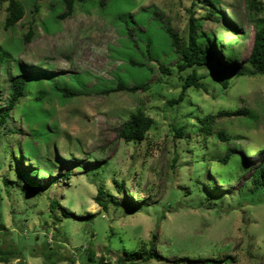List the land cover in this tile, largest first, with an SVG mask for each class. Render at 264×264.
<instances>
[{
    "label": "rangeland",
    "instance_id": "1",
    "mask_svg": "<svg viewBox=\"0 0 264 264\" xmlns=\"http://www.w3.org/2000/svg\"><path fill=\"white\" fill-rule=\"evenodd\" d=\"M19 1L26 15L6 30L8 2L0 0V45L12 54L0 66L1 80L44 74L28 80L38 89L19 101L1 128L0 264H52L43 257L47 250L54 264H89L88 251L117 264L124 248L145 245L149 251L151 243L158 257L134 264H264V191H255L252 182L264 160V75L232 76L224 89L223 78L202 68L207 92L191 88L183 103L173 105L187 72H178L182 55L170 52L164 31L185 40L191 15L199 19L219 5L224 21L203 20L199 30L224 35L226 45L232 41L245 65L256 24L264 20V0H76L65 19L63 0L39 1L36 13L38 0ZM227 21L242 33L226 31ZM131 60L147 63L150 71ZM161 65L171 74H163ZM52 81L76 97L50 101ZM119 81L147 88L107 92ZM39 90L45 91L42 100L34 94ZM8 100L0 88V108ZM222 109L254 116L216 117L212 135L192 132L199 124L195 116ZM138 111L153 119L154 128L142 143H126L119 133ZM40 120L48 124L46 133ZM181 124L189 143L175 137ZM221 131L228 141L218 138ZM37 145L41 153L30 161L27 153ZM228 151L233 157L225 165L220 159ZM27 168L52 170L50 178L33 180L43 187L39 194L21 177ZM100 189L109 196H99ZM52 202L59 204L53 212ZM55 243L61 245L57 252Z\"/></svg>",
    "mask_w": 264,
    "mask_h": 264
},
{
    "label": "trees",
    "instance_id": "2",
    "mask_svg": "<svg viewBox=\"0 0 264 264\" xmlns=\"http://www.w3.org/2000/svg\"><path fill=\"white\" fill-rule=\"evenodd\" d=\"M4 1V0H1ZM8 2L7 7V16L5 19L4 27L6 30L12 29L18 22H20L26 15V10L23 6V4L19 0H5ZM42 0H38L34 6L35 13L39 11V5L38 2ZM110 0H101V4L104 5L106 2ZM256 2L257 0H253ZM64 6L66 7V12L62 14L61 18L65 19L69 16H72L75 10V3L76 0H63ZM195 7V4L192 5V9ZM221 7L219 5H211L208 7L206 14L201 18H195L192 14L190 17V23L188 26V35L185 40H182L178 32L172 31L170 28L165 29V33L168 36L167 42L170 47V52L173 51L175 48L178 53L182 55V58L177 63L178 72L182 75L183 73L187 72L186 76H182V91L177 99H173L171 101V104L173 105H179L183 103L186 100L187 92L194 88L196 90H204L207 92V88L202 83V78L205 79L206 77L199 75V70L202 68H207L210 70L211 73L214 74V77L217 79H221V83L223 85L224 89H228L231 85V77H241L244 75L252 76L257 74L264 75V20H260L259 23H257L256 27V34L254 39V45L251 50L250 56L248 60L246 61L245 65H239L238 63V53L232 48L233 42L229 41L228 45L224 43V35H217V33L214 32H203L200 31L199 28H201L203 24V20H215L218 23H221L224 21V17L221 16ZM259 12L262 11V7H259ZM191 12V11H190ZM228 23H225L224 29L226 31L232 32L234 34H240L242 31H240L238 28H236L233 22L227 21ZM33 35L32 32L28 33L26 36V42H28ZM243 37L246 36V34L242 35ZM20 44V42H19ZM231 44V45H230ZM11 48H4L3 45H0V66H7V63L12 59V54L8 51ZM216 52L219 53L220 59L216 58ZM151 60L158 61L157 58H154L152 56H149ZM129 65H134L140 69L146 68V71H150V68L148 69L147 63H140L136 61V63L131 60L129 62ZM160 69L163 74H171V70L165 66H160ZM44 73H36L28 75L27 73L19 74L16 78L7 81L6 83L2 82L0 77V88L5 90L8 93L9 100L7 102V105L4 108H0V137L3 136L1 133V128L8 123L9 116L11 115V112H13L15 109H17V105L21 99H23L26 95L31 92V89H38L35 85L33 87L32 84L28 86V80L30 81L31 77L34 76H41ZM52 77V74H47ZM49 84H52V90L54 91L55 95H52V97L49 99L51 101L53 96L56 98H59V100L66 99L62 102H67L69 99H73L76 97L73 92L68 91L64 88L60 87V82H48ZM147 88L144 85L135 84L132 87L127 86L123 81L118 82V86L115 88L114 86L111 87V89L107 90L109 93H114L117 91H128L131 93H136L140 89ZM32 89V90H33ZM45 91H34V94L40 95L44 94ZM36 95V96H37ZM39 99L42 100L43 96ZM39 101V100H38ZM44 101V100H43ZM42 101V102H43ZM35 106V104H34ZM252 114V115H251ZM192 114H188L186 119L188 120L189 117ZM250 116V117H249ZM254 114L250 113L246 109H222L220 110L217 115L209 114L205 115H197L194 118L199 122L195 126V129H193L192 132H204L208 135H212L213 128L215 126L216 117L220 118H242V117H249L253 118ZM186 120V121H187ZM41 124L39 123L46 133V128L48 126L46 121L40 120ZM35 123V124H37ZM34 124V125H35ZM154 128V121L151 117L145 115L142 111L134 112L129 115V118L123 125L119 137L120 139H123L126 143H142L147 135L150 133V131ZM188 130L185 127V125L181 124L178 127H174V133L175 137L180 140V142L189 143V139L186 138L188 134ZM218 138H221L223 141H228L229 136L226 132H219ZM31 144V141H30ZM41 145V143L39 144ZM38 146V149H33L32 154L27 153V157L30 161L33 160L34 157H38V155L41 153L42 148ZM11 155L13 154V150L10 152ZM232 152L228 151L225 153L224 157L220 159L222 164H229L232 160ZM178 159V155H177ZM28 171L22 170V176H26V182L29 184L31 188L35 190L36 194H39L43 187L35 183L33 180H41V178H50L51 175H53L51 169H33ZM33 171V172H32ZM41 171V172H40ZM70 172V171H69ZM99 171L95 173V177H98ZM69 173L64 175V178L69 179ZM34 177V179H32ZM40 177V178H38ZM94 177V178H95ZM54 181L59 182L58 178L54 179ZM252 182L254 183V189L255 191H258L260 188L264 191V160L262 163H260L253 171L252 173ZM7 183V181H6ZM53 183V182H52ZM103 190H99V196L108 197L109 195H105ZM110 198H112L110 196ZM108 201L100 202V204L107 209L108 208ZM58 203L52 202L50 204V209L53 212L56 207L58 206ZM129 206V204H127ZM121 206V205H119ZM136 206V205H135ZM129 206V210H130ZM90 219V218H88ZM1 231V230H0ZM55 246V252H57V248L61 249V245L52 244ZM50 246V245H48ZM59 246V247H58ZM54 250L53 248H51ZM124 258H121L117 260V264H124L125 262H131L134 264V261L141 260L144 262H148L150 259L158 257V254L154 252V244L151 243V248L149 251L145 249V245L143 246V250H134L131 251L129 249L124 248ZM46 256L43 255L47 260L50 261V263L54 264V253L50 251H46ZM53 254V256L51 255ZM87 261L89 264H112L109 259L106 257H101L99 260L95 258V254L91 251H88L87 253ZM7 261V259H6Z\"/></svg>",
    "mask_w": 264,
    "mask_h": 264
}]
</instances>
